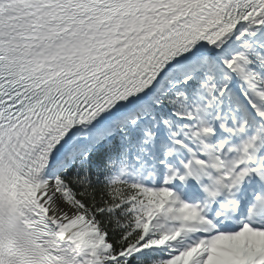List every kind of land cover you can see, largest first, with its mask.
<instances>
[{
    "label": "snow or ice",
    "instance_id": "6c2138e0",
    "mask_svg": "<svg viewBox=\"0 0 264 264\" xmlns=\"http://www.w3.org/2000/svg\"><path fill=\"white\" fill-rule=\"evenodd\" d=\"M0 264H264V0H0Z\"/></svg>",
    "mask_w": 264,
    "mask_h": 264
}]
</instances>
